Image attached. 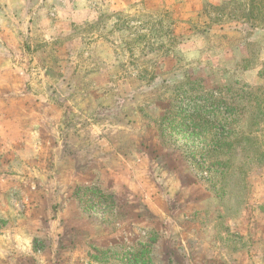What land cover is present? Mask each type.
<instances>
[{
	"label": "rangeland",
	"instance_id": "374dc122",
	"mask_svg": "<svg viewBox=\"0 0 264 264\" xmlns=\"http://www.w3.org/2000/svg\"><path fill=\"white\" fill-rule=\"evenodd\" d=\"M27 1L0 264H264V0Z\"/></svg>",
	"mask_w": 264,
	"mask_h": 264
},
{
	"label": "crops",
	"instance_id": "0c3cea01",
	"mask_svg": "<svg viewBox=\"0 0 264 264\" xmlns=\"http://www.w3.org/2000/svg\"><path fill=\"white\" fill-rule=\"evenodd\" d=\"M29 1L24 0L23 4H15L12 0H0V18L6 19L7 25L12 24L14 21V14L16 9H24L28 6Z\"/></svg>",
	"mask_w": 264,
	"mask_h": 264
},
{
	"label": "trees",
	"instance_id": "16d2710c",
	"mask_svg": "<svg viewBox=\"0 0 264 264\" xmlns=\"http://www.w3.org/2000/svg\"><path fill=\"white\" fill-rule=\"evenodd\" d=\"M85 190H86V191H89V192H93V193H94V192H95V193H98V194H100L101 197H106V195H105L104 193L97 191V189L94 188V187H92V188L89 187V188H86Z\"/></svg>",
	"mask_w": 264,
	"mask_h": 264
}]
</instances>
